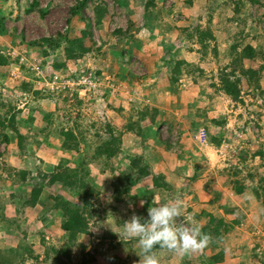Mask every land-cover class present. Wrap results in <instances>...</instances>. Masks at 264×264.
<instances>
[{"label": "rangeland", "instance_id": "374dc122", "mask_svg": "<svg viewBox=\"0 0 264 264\" xmlns=\"http://www.w3.org/2000/svg\"><path fill=\"white\" fill-rule=\"evenodd\" d=\"M77 1L79 0H0V17L3 23V32L0 33V56L9 62L8 66L0 67V104L3 107L0 108V115L6 110L7 105L11 104L14 110H20L21 118L26 119L29 115L33 118L30 125L19 127L27 136L26 149L22 156L18 155L14 138L7 146L0 142V200H4L2 202L5 205L10 200L9 196H12L16 205L13 208L7 206L10 214L6 211V218L0 219V255L4 254L5 247H14L20 241L29 245L32 254L39 255L37 261L41 262L44 247L39 243L40 239L57 248L63 244L58 216L48 213L44 216L46 220L37 221L32 214L37 216L41 214L42 207L39 201L33 206L26 207L16 203L17 198L29 195L30 187L27 184L11 182L7 178V174L12 173L13 169L30 170V177L37 178L38 173L54 172L55 166L62 160L66 167H81L87 173L86 183L94 191L87 201L91 214L88 220V234L79 236L78 243L84 245L85 251L89 254H93L92 249L100 244V237L104 236L101 242L105 248L118 244V248L110 249V254L117 259L115 264H137L140 251L137 243L135 240H127L122 235L123 224L118 226L115 220L119 215L124 223L133 211L147 219L150 204L144 199L136 200V195L125 194L117 203L113 199L112 191L113 186L117 184L115 178L120 176L124 184L129 183V191L132 192L131 189L138 180L133 184L134 180H129L133 177L131 170L134 172L129 166V160L140 158L141 166L145 165L153 176L163 178V182L170 187L172 194L158 189L160 191L157 194L158 202L169 196L181 195L184 201L185 220L191 217V213L194 212L192 208L195 204L197 206L198 200L199 204H204V209H209L207 202L214 192H217L216 190L227 196L226 193L230 195L234 187H241L240 201L234 200L235 205H232L229 197L225 198L224 208L227 211L223 210L220 201L213 205L212 212L223 214L227 222H231L233 218H240L239 223L232 226L230 232L223 241L217 243V246L222 247L229 258H235L237 256L235 244L246 234L248 238L245 237L244 240L250 241L254 251V254L250 252L249 264L264 262V206L252 196V189L259 183V178L264 176V167L260 166L262 161L257 156H252L258 148L264 151V71L259 74V89L248 87L242 90V104L227 101L228 99L217 91L215 94L211 93V98L206 100V93L202 91L207 92V89L210 90L208 87L210 84H217V64L222 68L228 57L225 54L219 63H215L209 51L205 56H201L197 51L198 45L194 44L193 40H186L179 31V28L197 24L204 29L208 18L203 15L204 17L197 18L194 22L192 18H184V15L183 18L176 19L165 17L166 11L162 8L169 6L171 0H158L155 13L158 11L161 16L150 20L155 25L156 22H166L165 24H171V29L175 28L172 37H167L166 42L169 41L168 44L174 47L171 56L183 60L186 64V71L183 64L181 75L175 81L178 87L182 85L178 89L182 92L179 98L182 97L183 102L188 100V94L192 93L190 96L195 100L193 103L188 102L189 106L186 107L188 109L184 112L185 108L177 105L178 103L173 102L169 105L168 98H165L167 95L157 89L160 81L149 77V72L154 69L150 63L157 56L149 57L144 49L141 50L138 45L133 44L138 34L145 39L147 35L150 38V35L155 33L144 28L138 33L135 31V27L142 23V18H132L135 27L131 28L129 35L133 38L123 39L122 36L113 34L117 28L125 30L129 20L122 6L113 0H86L79 15L69 17L68 10ZM213 1L216 6L211 12L210 28L216 41L214 44L226 49L231 44L230 37L237 36L239 29L227 21L232 18L230 10H224L229 7V3L224 2L225 0ZM256 1L260 7L255 5L251 8L248 2L241 0L242 5L237 19L242 34L236 39H242L246 35L247 37L240 42L241 45L249 44L255 46L256 52L260 48L264 52V0ZM142 2L143 0L140 3ZM140 3L136 0V7L140 6ZM219 3L223 9H218L221 8L218 6ZM97 7L102 8L104 12L98 27L95 26L94 18V10ZM205 11H208V8ZM158 28L157 25V30ZM83 30L90 33V37H81ZM57 33L60 35L66 33L64 36L68 40L81 37L83 47L89 51L79 59L64 60V42H61L54 51L41 44L43 38H56ZM153 37L160 38L157 34ZM178 38L184 41L180 42ZM217 40L222 41L223 45L220 46ZM44 50L47 52L46 55H43ZM156 53L159 59L162 54H168L164 49L160 54ZM151 56H155V52ZM261 61L257 55L255 61L249 63L243 60L242 64L245 68H256ZM159 62H162L161 72L168 78L171 77V71H167L163 60ZM199 63L203 69L201 73L197 72ZM187 65H193L195 69L192 70ZM53 72H56L57 78L51 83L50 76ZM86 74L90 75L88 80L94 82V87H90L89 90L88 87L76 85L80 76ZM179 80L181 81L178 82ZM22 82L31 85L29 92L20 89ZM66 82H72L74 85L66 87ZM193 84L201 87L199 92ZM32 92L38 95L34 96ZM172 93L175 95L176 90ZM147 96L152 97L154 108L160 106L165 110L156 108L160 115L158 112L159 117L155 116L158 119L154 130H149L152 135H156L159 142L151 137L150 132L145 131L144 125L134 124L136 112L146 104ZM146 106L154 109L148 104ZM204 108L209 119L223 121L222 127L210 131L212 136L220 138L217 147L208 144L206 134H203V141L201 138L196 139L200 131L205 133L202 128H198L192 134L183 130V123L189 130L195 110ZM41 111L51 114L52 124L47 135L42 128L43 122L38 117ZM63 129L71 130L78 137L77 152L60 150V140L63 141L60 131ZM181 131L186 133L184 136L186 140L180 137ZM138 132L142 135L139 136ZM116 135H119L120 139L118 153L110 159L103 156L95 158V150L108 142L111 136ZM243 161L245 163L241 164ZM156 164L165 166L155 168ZM166 167L172 171L164 169ZM25 182H29L31 186H42L40 198H46L47 194L54 196L59 190L53 183L48 184V180L35 179ZM189 184L191 185L188 187ZM201 190L205 193L204 199L201 197L203 192H199ZM64 194L66 200H72L80 205V199L76 194L67 192ZM24 199L27 200V197ZM142 201L144 203L141 207ZM51 204L50 201L48 205ZM115 206L120 212L114 215L111 214V208ZM11 219L15 220L16 224H11ZM199 223L204 224V220H200ZM21 229L26 233L22 235ZM109 232L114 235L112 240L105 235ZM256 243L258 245L255 247ZM209 246L203 252L190 257L165 253L167 259H162V264H203L202 261L212 254ZM71 251V263L77 264L80 256L78 246L75 245ZM18 252L17 256L21 255L22 251ZM103 257L107 259L110 256H97L95 264H105ZM26 264L35 263L28 260Z\"/></svg>", "mask_w": 264, "mask_h": 264}, {"label": "trees", "instance_id": "16d2710c", "mask_svg": "<svg viewBox=\"0 0 264 264\" xmlns=\"http://www.w3.org/2000/svg\"><path fill=\"white\" fill-rule=\"evenodd\" d=\"M86 0H79L69 8L68 13L69 17H73L76 15H79L81 9L84 7V3ZM115 3L119 4L124 8L125 0H113ZM176 2H179L182 4L184 8L192 7L193 6V0H174ZM248 2L252 7L257 5L260 7V4L257 3L256 0H245ZM224 2L229 3V8L233 14L232 18L228 19L227 21H230L233 26L237 27L239 30L236 33L237 36H231L230 41L231 44L226 49H222L216 46L215 39L212 35V31L210 28V18H211V12L213 11V7L208 9V11H203V15L208 18L207 19V25L203 29L198 24L194 25L192 27H185V28H179V31H181L184 35V38L188 41L193 40L194 44H197L199 48H197L198 53H200L201 56H205L206 52H210L211 56L214 59L215 63H219L221 58L223 56L228 57V61L222 68H220L217 64V84L213 85L210 84L208 87L210 88L209 93L202 91L203 93H207L208 98H211V93H221L224 95L230 102L234 104H242L241 100V94L243 89H247L248 87H251L255 90L259 89V79L262 71H264V52L261 51L262 48H258V52H256L255 46H251L249 44L241 45L240 42H242L243 39H245L247 36L245 35L242 39H236L242 34V29L239 28V20L237 17H239V8L241 7L240 3L241 0H225ZM259 4V5H258ZM157 6L156 0H145L143 4V13L140 18H142V23L140 26L135 27L133 25L132 19L129 18V15L131 13H127L128 15V22L126 24V29L121 30L120 28H117L113 31L114 35H120L123 39L132 40V36L129 35L131 28L135 27V31L138 33L141 28L146 29L149 32H156L157 25H155L150 18H158L160 13L157 11L155 13V8ZM177 6V3H176ZM219 7H221L220 3L218 4ZM222 6H225V4H222ZM176 7V11H177ZM222 8V7H221ZM178 12V11H177ZM103 9L102 8H95L94 10V18L95 19V26H99L101 22V18L103 16ZM169 12L166 13L168 15ZM180 15L181 12H178ZM187 14V12H186ZM202 14L197 13L195 15V18H201ZM170 18H173L172 15H170ZM176 19V18H175ZM131 20V21H130ZM70 21V20H69ZM72 23V22H71ZM71 23L69 24V27L71 26ZM2 17H0V33L3 32L2 29ZM175 25V24H174ZM162 30L169 31L174 30L175 28L171 29L170 25H164L161 26ZM66 34V33H65ZM64 34V35H65ZM60 35L59 33L56 34V38H43L41 44H44L47 46L48 50L54 51L56 50L61 42H64V52L63 57L64 60H75L79 59L83 56L84 53L88 52L89 49L83 47L81 43V37L86 36L90 37V33L86 31L81 32V37L79 38H73L72 40H68L66 36ZM67 35V34H66ZM126 36V38H124ZM177 36V35H176ZM157 46L154 48L155 50H159L164 48V44L161 42L156 43ZM166 47V46H165ZM170 50L168 51V54H164L165 57L171 56ZM196 51V50H195ZM263 52V53H262ZM47 52L44 50L43 55H46ZM259 56L261 58V62L258 63L256 68L252 67H244L242 64V61L245 60L247 62H253L256 59V56ZM173 61H171L169 58L166 60L163 59V63L170 64ZM8 60L2 56H0V67L8 66ZM184 64V71H186L185 62L183 60H176V62H173L172 68H171V77L167 79L168 81V87L175 86L176 80L181 75V68ZM58 66V65H57ZM187 67H191L192 70L195 69V66L193 65H187ZM53 68L56 69L54 66ZM197 72L201 73V69L197 68ZM191 70V71H192ZM163 81L166 83V80L163 79ZM29 84L21 83L20 89L29 92L30 91ZM169 89V90H168ZM167 91L172 92L175 90H171L172 88H168ZM201 87H198V92L200 91ZM34 96L38 95L36 92H32ZM205 94V98L207 96ZM171 100L172 97L170 96ZM6 110L3 111V114L0 115V142L4 143V145H9V142L14 138L15 145L18 150V155H23L26 149V140L27 136L24 135L20 130L19 127H24L26 124H31L33 121V118L29 116H26V119H23L19 116L20 110H14V107L10 104L6 106ZM0 108H3L0 104ZM206 108L203 110L197 109L194 113V120L189 125V131L191 133H194L195 130L198 128H202L203 131H205L204 134H206L207 142L211 146L217 147L220 143V138H216L210 134V131L217 129V127L223 126V121H217L215 119H209L206 116ZM158 115V110L156 108L152 109L149 106L144 105L140 110L136 112V121L134 124L138 125V123L145 125L148 124V126L145 128L146 132H149L151 128L155 126L154 118ZM38 117L43 122L42 128L45 129V134L47 135L49 132V128L51 126V114L46 112H39ZM129 128V127H128ZM5 130H9L8 133H6ZM42 131V130H41ZM40 131V132H41ZM182 133V131H181ZM139 136L142 135V133H137ZM60 136L63 138V141L60 140L59 148L62 151L65 152H77L78 151V137L73 134L71 130H61ZM119 145H120V139L119 135L111 136L110 140L108 142H105L99 146L95 152L94 157H100L103 156L106 159H110L114 157L118 151H119ZM30 149V148H29ZM7 150V149H6ZM12 156V155H11ZM252 156H257L262 163L260 164L261 167H264V151L262 148H258L255 150V152L252 153ZM139 159H132L129 160V166L131 169L134 170V172L131 170V173H133V177L129 180H134L132 182L136 183L137 180L140 179H148L150 180V187L151 189H162L163 191H170V187L166 182H163V178H159L158 176H153L149 171L147 170V167L141 166L139 163ZM33 170V168H32ZM7 171V170H6ZM12 173L7 174L8 180H11V182L24 185L27 184L29 189V195L24 196L23 198H17L16 202L20 206H33V204L37 201L41 204L42 212L39 216L36 214H32L37 221H44L46 218L44 217L48 213H53L58 216L60 220L59 229L61 231V237L64 240L63 244L60 247L52 246L51 244L48 245V243L44 242L42 239H40V244L42 247H44V253L42 255L41 262L37 261L39 255L32 254V249L27 244H22V242H18L16 246L14 247H5L4 248V254L0 255V264H26V261L32 260L35 264H72L71 261V253L72 248L77 245L79 250V262L77 264H95L96 257L97 256H105L109 255L110 257L107 259H104L103 262L105 264H115L116 260L115 256L110 254V249L118 248V244H112L109 248H105L104 244L102 245V240L105 238L104 236L100 237V244L97 245L94 249H92L93 254H89L87 251H85L84 245L78 243V237L87 235L88 234V220L91 218V214H89L87 203L88 198L94 194V191L91 189V187L86 183L85 179L87 176V173L81 169V167H75V168H69L63 165L62 160L59 161V163L55 166L54 172H50L49 174H37V178L30 177V170L26 169H18V170H11ZM81 176V177H80ZM48 180V184H54L56 185L59 190L57 191V194L54 196L46 195V198H40V191L42 186H31L29 182H25V180ZM123 178L120 176H117L115 178L116 185L113 186V199L115 202L119 203V200L121 196L124 194L127 196H130L129 193V183L124 184V181H122ZM259 183L256 184V187L252 189V196L256 201H259L261 203V206H264V176L259 178ZM19 186V185H18ZM19 189V188H18ZM233 192L235 194H239L242 191L241 187H234ZM217 192H214V195L208 200L207 205L210 206L209 209H202L199 213H192L191 217H194L198 222L200 220H204V224L201 225L202 230L205 233L210 234L213 237V242L210 244L209 249L212 252L211 255H209L207 258H205L202 263L203 264H216L223 260V254L224 250L222 247L218 248L217 243L223 241L225 236L230 232L233 225H237L240 221V218H233L231 222L225 221L224 217L221 215L212 212L214 208V203L217 201H220L221 207L223 206V198L222 194L219 190H216ZM65 192L76 194L77 197L80 199V205L77 202H73L72 200L68 201L65 198ZM27 197V200L24 198ZM8 205L3 204L0 200V219L6 218L7 214L6 211L9 213V210H7V206H10L13 208V206H16L14 204L15 198L12 196H9ZM51 201V205H48ZM13 202V203H12ZM143 209V208H141ZM236 210V208H234ZM112 213L111 214H117L119 211L118 207H112L111 208ZM227 211V210H225ZM234 210H232L233 212ZM231 212V211H230ZM96 213V212H95ZM228 213V212H226ZM10 214V213H9ZM97 214V213H96ZM31 217V216H30ZM29 217V218H30ZM11 224H16V221L11 219ZM115 224L118 226H121L123 224V219H120V216L118 215ZM17 228L18 226L15 225ZM20 232L26 233L24 229H21ZM7 234V233H6ZM106 237L110 240L114 238V235L110 232L105 234ZM1 240V239H0ZM258 244L256 243L254 246L256 247ZM21 250V255L17 256L19 253L18 251ZM215 251V252H214ZM107 252V253H105ZM104 253V255L102 254ZM253 253V248L252 252ZM165 253L161 254L162 259H167V255L164 256ZM204 253H202L203 255ZM254 254V253H253ZM264 264V262L260 263Z\"/></svg>", "mask_w": 264, "mask_h": 264}, {"label": "crops", "instance_id": "0c3cea01", "mask_svg": "<svg viewBox=\"0 0 264 264\" xmlns=\"http://www.w3.org/2000/svg\"><path fill=\"white\" fill-rule=\"evenodd\" d=\"M138 1H139V3L141 2V0H138ZM144 1L145 0H143V2L140 3V6H137L136 7V0H125L124 10L127 13H129V14L130 13L131 14L133 13V15H129V18L132 19V18H140L141 17V15L143 13V4H144ZM157 1L158 0H156V3L158 5L159 2H157ZM166 1H169V0H166ZM176 3H177V6H176ZM215 6L216 5L214 4V1L213 0H193V6L192 7L184 8L181 3L171 0V3H169V6H167L166 8L164 7L162 9L165 10L166 13L169 12V14L167 16L165 15V17H169L170 18V15H172L173 18H183V15H184V18H192V21L195 22V20H196L195 15L198 12L202 14V16H201V18H202V17H204L203 16V11L205 9H207V8L210 9V8L213 7L212 10H215ZM176 7H178L177 8V11L178 12H181L180 15L176 11ZM218 9H223V8H218ZM218 9L216 10L217 12H219ZM224 10H230V9L229 8H225ZM186 12H187V14H186ZM137 14H139V15H137ZM232 14H233V12L230 10V15H232ZM189 22H191V21L189 20ZM156 23H157V25H158L159 28H158V30L156 29L157 30L156 32L154 31L155 33H152L151 32L152 34L151 35L149 34L150 35V38H148V35H147V37L145 39H142L139 36V34H138L137 37H135V41H134L133 44L138 45V47L141 50L144 49V52L147 53L149 57H156L157 56V58L155 60H153L152 63H150V65L151 64L153 65L154 69H152L151 72H149V77L150 78L153 77V80H155V81H157V80L160 81L159 87H157V89H160L163 93H165V95H167V97H165V98H168L169 105L172 104L173 102L176 103V104L178 103L177 105L185 108L184 109V112H185L188 109L186 107L189 106L188 105V102L193 103V101H195L193 99V97L190 96L192 93L188 94V100H185V101L182 102V100H181L182 97L179 98L182 92L178 91V89H180V87H182V85H180L178 87L177 86L178 84H175V86L168 87V81H167V78L168 77L166 76V74H163L161 72L160 67H161V63L162 62H159V60L160 61L163 60V59L166 60L167 58H169L171 61L179 60V58H173L172 56L165 57L164 54H162V56L164 58L161 56V58L159 59V55H158V53H156V52H159V54H160V52L163 51V49L166 52H168L169 49H171L170 50V53L171 54L173 53V50H174L173 45L172 44L169 45L168 44L169 41L166 42L167 37H172L173 30H172V32H170V31H167V30L164 31V30L160 29L161 26L164 27V25H167V26L170 25L169 23L168 24H165L166 22H164V23H162V22H160V23L156 22ZM175 25H176V23H175ZM157 32H159V33H157ZM167 32H169L170 34H168ZM156 34H157L158 37L160 36V38H158V39L157 38H154L153 36L156 35ZM220 34H222V33H220ZM178 39L180 40V42L184 41L182 38H178ZM225 39H226V41H228L227 37H225ZM159 42L160 43L162 42L164 44V46H166V47H164L162 49H159V50L157 49V50L153 51L154 48L157 46L156 43H159ZM217 43H220V46L223 45L222 41H220V40L219 41L217 40ZM176 51L178 52V50H176ZM154 52H155V56H151L152 54H154ZM113 54H114V52H113ZM183 59L185 60L184 57H183ZM172 65H173V62L170 63V64H166L167 71L168 72L171 71ZM198 68L199 69H202L201 66H200V63L198 64ZM165 71H166V69H165ZM165 71H164V73H165ZM163 79L166 80V83L163 81ZM180 81L181 80H179L178 82H180ZM156 83H158V82H156ZM193 87L194 88H198V86L197 85H194V84H193ZM168 88H172L171 90H175L174 88H176V94L175 95H173V93L171 94V92L167 91ZM209 92H211V91L209 89H207V93H209ZM207 93H206V95H207ZM198 95H199V93H198ZM170 96L172 97V99L174 97V99L171 100ZM147 97L145 99V101H146L145 103L146 104H144V105H147L148 104V105H150L151 107L154 108V106L152 105V102H154L152 100V97L151 96H147ZM209 98H208V95H207L205 99L208 100ZM227 101H229V100H227ZM156 108L163 109L160 106H158ZM158 112H159V115H160V111H158ZM159 115H157V117H159ZM157 117L154 120L155 122L158 119ZM147 126H148V124L145 123L144 127L146 128ZM182 127H183V130H185V132H190L188 130V128H186V126L184 125V123L182 124ZM151 130H154V128H151ZM149 132L151 134V137L153 136L154 139H155V141L159 142L158 140H156V135H152V132L151 131H149ZM185 134L186 133H184V131L180 134V137L182 136L184 138V140H186L185 139L186 137H184ZM216 157H218V155H216ZM244 163H245V161H243L241 164H244ZM164 166L165 165H158L157 166V164H156L155 165V168H163ZM164 169L167 170V169H170V168L166 167ZM170 171H172V170L170 169ZM147 180L148 179H143V180L140 179V180H138L137 183L134 184V187L131 189L132 192H130L129 195H131V196H135L136 195L135 196L136 197V200H142V199H144L147 202H149L148 204H150V206H151L152 204L154 205V204H156L158 202V199L159 198H157V194L160 191L158 189H151V187L149 185L150 181L149 180L147 181ZM167 181H169V180H167ZM187 182L189 183V180H187ZM195 184H197V183H195ZM190 185L191 184H189L188 187ZM200 189H201V187H200ZM199 192H203V191L201 190ZM204 194H205L204 192L201 193V197L203 199H204ZM226 194H227V196H224L222 194L223 204L225 202V198L226 197H229L231 203H233L232 205H235L234 200L240 201V195L239 194L237 195L234 192H232L230 195H228V193H226ZM191 198H192V196L190 197V201H191ZM201 201H203V200H201ZM199 202L200 201L198 200L197 206L195 204V206L192 208V211H194L192 213H199L198 211H200L201 209H204L205 208L203 206L204 204H199ZM234 207H236V206H234ZM219 215H221L222 217H226L223 214H219ZM245 237H246V239L248 238V236H246V234H245V236L242 235L241 239L240 240H237V243L235 244V247H236V250L235 251H237V253H236L237 256L235 258H232V257L229 258V255H227V254L224 253L223 254V260L221 262H219V263H216V264H249L250 263L249 255H250V252H252V246H251L249 240L248 241H245L244 240ZM248 243H249V245H248ZM253 253H254V251H253Z\"/></svg>", "mask_w": 264, "mask_h": 264}, {"label": "clouds", "instance_id": "9594fccd", "mask_svg": "<svg viewBox=\"0 0 264 264\" xmlns=\"http://www.w3.org/2000/svg\"><path fill=\"white\" fill-rule=\"evenodd\" d=\"M54 75L56 72L50 77ZM184 211V201L176 194L149 206L147 219L133 211L124 221L122 235L135 240L140 250L137 264H162V253L190 257L203 252L213 242V237L202 230L194 217L183 218Z\"/></svg>", "mask_w": 264, "mask_h": 264}, {"label": "built area", "instance_id": "2783aa9c", "mask_svg": "<svg viewBox=\"0 0 264 264\" xmlns=\"http://www.w3.org/2000/svg\"><path fill=\"white\" fill-rule=\"evenodd\" d=\"M90 75L89 74H86V75H82L80 76V80L77 81L76 85H80V86H83V87H88L87 90H89V88H93L94 87V82H91L88 80V77ZM57 77L54 75L51 79H52V82L51 83H54V80L56 79ZM74 84L71 82V83H66V87H71L73 86ZM84 91V90H82ZM204 133L202 131L199 132V134L196 136V139H199L201 138V141H203L204 139Z\"/></svg>", "mask_w": 264, "mask_h": 264}]
</instances>
